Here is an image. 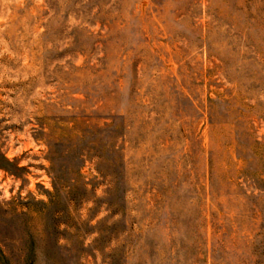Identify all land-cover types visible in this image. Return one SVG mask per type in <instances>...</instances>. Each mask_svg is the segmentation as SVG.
<instances>
[{"label": "rangeland", "instance_id": "374dc122", "mask_svg": "<svg viewBox=\"0 0 264 264\" xmlns=\"http://www.w3.org/2000/svg\"><path fill=\"white\" fill-rule=\"evenodd\" d=\"M0 264H264V0H0Z\"/></svg>", "mask_w": 264, "mask_h": 264}]
</instances>
